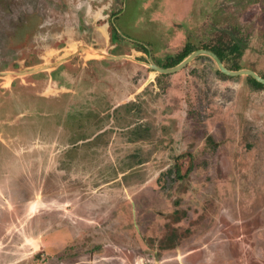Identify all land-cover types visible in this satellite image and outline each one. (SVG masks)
I'll list each match as a JSON object with an SVG mask.
<instances>
[{"label": "rangeland", "instance_id": "rangeland-1", "mask_svg": "<svg viewBox=\"0 0 264 264\" xmlns=\"http://www.w3.org/2000/svg\"><path fill=\"white\" fill-rule=\"evenodd\" d=\"M221 35L264 75V0H0V264H264V87L151 66Z\"/></svg>", "mask_w": 264, "mask_h": 264}, {"label": "trees", "instance_id": "trees-1", "mask_svg": "<svg viewBox=\"0 0 264 264\" xmlns=\"http://www.w3.org/2000/svg\"><path fill=\"white\" fill-rule=\"evenodd\" d=\"M242 40L240 36L235 35L230 39H226L225 36L221 35L215 40L212 45H203L204 49L212 50L215 52L219 58L223 61L225 66L232 70H239L242 66L240 65L239 58L244 53V48L242 46ZM200 49V48H199ZM197 50V49H196ZM194 51V48L190 45H186L183 51L171 61L163 64L164 67H172L179 64L183 59H185L190 53ZM224 76H229L223 73L220 69L218 70ZM264 77V75H263ZM248 81L257 87H264V84L255 79L254 77L247 75ZM190 170V168H189Z\"/></svg>", "mask_w": 264, "mask_h": 264}, {"label": "water", "instance_id": "water-1", "mask_svg": "<svg viewBox=\"0 0 264 264\" xmlns=\"http://www.w3.org/2000/svg\"><path fill=\"white\" fill-rule=\"evenodd\" d=\"M209 55L211 56L217 63L218 68L225 74L232 75V76H237V75H250L260 81L261 83L264 84V77L261 76L259 73H257L254 70L251 69H239V70H232L229 69L225 66L223 61L219 58V56L213 52L212 50L200 48L197 50H194L192 53H190L185 59H183L179 64L172 66V67H164V66H159L153 62H151V66L160 73H172L175 72L184 66H186L190 61L198 57L199 55Z\"/></svg>", "mask_w": 264, "mask_h": 264}]
</instances>
